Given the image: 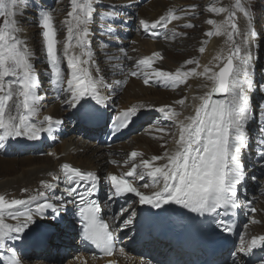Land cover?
<instances>
[{"label":"snow or ice","instance_id":"6c2138e0","mask_svg":"<svg viewBox=\"0 0 264 264\" xmlns=\"http://www.w3.org/2000/svg\"><path fill=\"white\" fill-rule=\"evenodd\" d=\"M18 7V0H11L10 3L0 0V16L6 17L3 20V27L0 28V93H2L0 94V149L10 146L6 143L9 139L39 140L41 133L53 132L56 126L62 124V121L51 116H45L38 122L39 126L34 122V117L39 114L40 101L43 97L38 94L40 84L32 63V52L27 41L22 38L21 27L14 19L17 15L23 16V12L18 13L15 10ZM27 7L28 5H25V8ZM195 8L196 5H192L188 10L181 11L185 15H193ZM109 9L100 15L112 21L118 19L119 12L114 6H109ZM234 9L229 12L224 24L216 25L215 31L216 35L227 36V42L231 45L230 54L218 72L208 75L211 70L207 68L204 70L203 75H207L208 80L213 82V87L203 96L193 97L194 100L201 101L195 109V115L185 117L187 121L185 123V120H174L179 114L174 113L171 106H161L158 109L162 119L174 121L178 125L179 138L176 140V150L171 153L166 151L163 156L144 159L121 176H108L107 202L116 198L123 199L127 194H134V197L138 198L135 202L139 205H148L152 209H162L169 204L179 205L200 216H212L223 232L233 230L222 217L241 207L239 192L246 179L243 153L250 139L246 132L248 124L256 117L255 111L250 110L249 107V93L253 90L254 84L253 49L259 47L255 42L256 30L249 27L246 32L241 33L235 22L236 10L251 20L245 4L241 0H235ZM209 11L228 12V9L217 8ZM37 15L38 26L42 29L41 36L50 68L49 80L53 91L58 96L61 94L64 96L63 103L72 109V118L78 125L98 123L103 119L109 99L104 94V89L110 85L100 75L88 39L89 23L93 18V0H79V2L71 0V11L68 13L71 19L65 21L67 41L62 56L57 52V31L53 16L47 10H41ZM180 18L174 12H170L168 15L160 16L151 24L141 21V25L146 33L156 36L158 33L154 30L157 26L167 28L171 20ZM208 23L216 24L213 20H209ZM184 26L195 27L191 23ZM107 32L114 34L111 28L107 29ZM213 34L206 33L208 36ZM234 34L240 39H234ZM70 48H79V55L70 52ZM203 50L200 49L201 52ZM120 51L125 53L127 59H131L127 57L125 49L120 48ZM155 57H160V53L139 60L138 66H143L144 70L132 71L130 75H143L146 85L152 81L162 86L176 87L185 83V78L191 74L179 70L175 73L159 69L149 71ZM62 58L66 59L70 72L66 84L61 68ZM6 77L10 79L5 81ZM116 83L118 85L122 81ZM214 93L223 94L224 98L213 99ZM14 95L17 96V100L10 105L9 101H13ZM175 103L183 105L185 100L181 99ZM259 107V115L264 116V105ZM136 115L137 109L131 108L110 118L111 133L115 135L127 128ZM259 132L264 135V127L260 128ZM261 148L259 156L264 160V142L261 143ZM141 155L133 151L130 157L134 159ZM160 160L165 162L159 166L153 165V161ZM128 162L126 160L125 164ZM111 163L118 162L112 160ZM138 168L143 171L137 172ZM145 175L150 178L151 183H144L142 187H159V190L150 195L133 186L132 181L143 180ZM125 177H130L132 180ZM54 180V183L41 181L42 188L53 192L62 182L65 185L63 189L65 195L74 199L66 201L65 196L49 198L45 196L44 191H38L37 195L28 199L8 200L4 195H0V250L11 253L10 257L5 255L0 258V264H22L17 246L9 242L23 240L27 244L44 243L46 228L38 220L43 219L49 210L55 219L60 216L66 204L76 202H78L77 215L82 226L83 240L95 245L104 255L111 256L116 250L115 232L128 228L133 223L135 212L129 213L122 220L121 217L128 213L134 201L128 200V207L122 206L114 216L110 217L111 223L116 225L110 230L109 221L101 216V203L97 198L101 181L97 173L84 172L69 164H63L61 175L55 176ZM38 197L43 202H38ZM109 211H111L110 203ZM250 211L254 213L256 209L250 207ZM5 214L16 223H6ZM257 247H264V235L254 236L250 241H245L242 237L238 252L230 253L232 264H244L239 254L250 256L252 249ZM119 252L124 254V249L119 248ZM76 259L81 260V257ZM108 264H116V262L109 261ZM261 264H264V259L261 260Z\"/></svg>","mask_w":264,"mask_h":264},{"label":"bare ground","instance_id":"6f19581e","mask_svg":"<svg viewBox=\"0 0 264 264\" xmlns=\"http://www.w3.org/2000/svg\"><path fill=\"white\" fill-rule=\"evenodd\" d=\"M184 1L185 0H151L149 2L147 1L144 4H141L137 8V12L139 13L140 18H142L143 21H154L161 15H164L165 11L170 9L177 10V15L180 16V14L184 15V12L181 11L185 10L182 5ZM226 18L227 15L225 12H217L212 14V20L215 21L216 24L210 25L209 32H212L214 34L212 36H207L208 38H205V40L199 37L190 39L189 43L183 46L172 44L165 45L162 41L156 43L155 50L157 52L159 51L160 54H163L162 56H164V59L155 57L153 60L154 64L151 66V68L173 73L178 70L191 73L188 77L185 78V83L179 84L176 87L164 86L168 87L169 89L162 90V88L156 89L154 86L147 87L143 85L142 81L138 79V76L130 75V73L132 72V68L137 66L139 61L132 63L131 69H127V66H129L127 64V60L125 64L122 65L119 69L115 81L108 80L105 70H100V75H102L105 81L110 85L108 88L104 89V94L109 97L108 105H111V108L118 107L119 109L129 106H138V108H140L141 110H143L144 107L160 108L161 106L171 105L173 106L174 113L179 114L175 116V121L185 120V117L195 115V108L200 100H194L193 97L203 96L213 87V82L208 80L207 75H203L204 70L206 68L211 70L208 75H211L212 72H218L219 68L224 64L226 57L230 54V47L223 44V41L227 39V36L224 34H215L216 25L224 24ZM240 21L241 33H244L248 30L251 21L249 18L244 19L243 17H241ZM255 42L257 43L256 38ZM27 43L32 52L33 61V47L29 44L28 41ZM193 43H196V46ZM152 44H154V42H149L148 44H146L149 46L147 48L146 46L143 47V45L139 44V48L144 49L145 52L136 56L134 55L135 60H141L145 57H153L152 53L154 51L153 49H151L153 48ZM178 47L186 50L187 53L179 55L174 54V49ZM201 48L205 49V51L203 50V52H201ZM255 50L256 48L253 49L254 57L256 56ZM60 52H63V47H60ZM70 52L74 53L72 50H70ZM187 61H192V63H186ZM138 67L140 71L144 70L143 66ZM148 70L151 71L150 68ZM93 74L95 75L96 73L94 72ZM117 81H122V83L117 85ZM204 85H207V87H204ZM254 88L255 86L253 85V90L249 93V107L251 106V102H253L251 96L253 94ZM63 99L64 96L61 94L54 101L55 110L50 114L53 119L59 120V118H61L59 107L60 104L63 103ZM181 99L185 100V103L183 105L175 103L176 101H179ZM14 101H16V99H13V101L9 102L10 105ZM70 122L72 123V126H75L73 125V123H75L74 121ZM185 123H187L186 120ZM174 124L175 132L173 133L163 134L158 132L155 134L158 139L155 140L151 139L146 133L142 136L133 138V146L124 145L118 148L123 149L126 152H129L131 150L139 152L142 155L138 156V158L142 160L150 159L154 156L153 154L156 153L161 154V156H163L166 151L171 153L176 150V140H178L179 138L178 125L175 122ZM82 126L83 125H80L81 128ZM82 130L84 133L89 135L93 133L91 131L86 132L83 128ZM163 136H168V143L159 144L158 141H160L159 139H161ZM113 150L117 151V148L107 149L104 144L98 143L97 141H95L91 147H86L85 141L79 142V140H70L68 144L63 143L61 146L53 150L49 157L43 159H41L40 157H28L20 159L19 162L18 159L15 158H2L0 156V167H2L5 171V173L0 172V195H4L8 200L14 198L28 199L30 196L37 195L38 191H42L41 181H47L48 178L52 176V174L50 175V173L54 170H57L62 161H70L84 168L97 170H114V168L111 167L107 162V159L109 157H117L110 154ZM122 152L123 151H121L120 154H122ZM53 153L55 155H52ZM129 153H127L126 156L130 157ZM248 156L250 155L247 153V151H245L243 155L244 163L245 159ZM128 161H132V158L130 157ZM164 162V160L156 161L155 164L159 166ZM122 163L124 164L123 161ZM119 167L121 168V170H123V167L121 165ZM24 189H27L28 191L25 192L23 191ZM43 191L45 192V196L49 198L57 195L56 192L47 194L48 191L44 189ZM38 202H43V200L38 197ZM34 206L35 205H33V207ZM251 216L254 219H262V225L257 226L251 224L250 227L253 230V235H264V209L263 211H259L256 209V211L251 214ZM67 220L69 222V218H67ZM5 222L11 224L16 223L15 220L8 218L7 214H5ZM41 224H44L47 230V222L44 221ZM9 243L15 244L16 246L19 245L17 241ZM62 246L68 248L69 244L64 243ZM2 254L3 253H1L0 255ZM30 260V263L27 261V264H48L42 263L39 260L34 259L33 257ZM137 262L148 264V262L150 261L146 259L144 260V262L142 260H138ZM150 264L152 263L150 262Z\"/></svg>","mask_w":264,"mask_h":264},{"label":"rangeland","instance_id":"374dc122","mask_svg":"<svg viewBox=\"0 0 264 264\" xmlns=\"http://www.w3.org/2000/svg\"><path fill=\"white\" fill-rule=\"evenodd\" d=\"M6 2L10 3L11 0H6ZM39 2L41 3V5L45 7L44 10H47V12H49L53 16L54 27L57 31V47H58L57 52L58 55L60 56H62V52H60V47H64V44L67 41V25L65 24V21L71 19V17L68 16V13L71 11V0H18L19 7L15 9L18 13L23 12V16L17 15L14 19L17 21L18 26L21 27L22 29V38L28 41L29 44L33 47L32 63L34 65L35 73L38 75L40 87H42L38 89L39 90L38 94L41 97H43V99L40 101L39 114L38 116L34 117V122H36L38 126H39L38 123L39 121L43 120L45 116H50L52 111L54 112L55 110L54 101L58 97L57 94L53 93V89L50 87V80H49L50 68L46 58L44 41L41 36L42 29L38 26L37 13H39V10L35 6V4L36 5L40 4ZM241 2L245 4L246 10L250 13L251 22L249 27H252L256 30L257 44H259V47L256 48L255 50L256 56L254 59V70L252 72V79L254 81L253 85L255 86V88L251 96L253 102H251L250 110L255 111L257 105L261 106V104H264V0H241ZM25 5H28V7L25 8ZM182 5L183 8H185V10H187L192 5H196V8L194 9V14L189 16L188 18L182 19L185 21H181V22L192 21L195 27L190 28V27L181 26V28L178 27L175 28L177 30L176 33L180 31L179 34L177 36H174V38L169 41L161 40L165 45L172 44L177 46H183L188 44L190 39H195L198 37L205 40V38H208L207 37L208 35H206V33L209 32L211 25L208 23V21L212 20V14L217 13L214 11H209V9L226 8L228 9V12H225L227 17L229 12L235 10L234 9L235 0L233 1L185 0L182 3ZM109 6H114L115 10L119 12V17L118 19L115 20H119V23H121V18L129 19L130 21H133L135 19L133 10L136 9L137 12V8L140 6V4H137L136 0H93V18L89 23L90 36L88 38L90 40V48L94 53V61L99 66V69L105 70L108 80L115 81L121 66L124 65L127 60H128L127 63L128 65H131V63H133V61H130L125 57V53L121 52L120 48H123L125 49V51L127 50L128 53H132L131 55L136 56L143 53L142 51H140L141 49L139 48V44L143 45V47L146 46L147 48L149 46L146 44H148L149 42H154V44H152L153 48L151 49H153V51H156L155 50L156 43L159 41L155 42L153 40H143L140 39L138 35H135L134 38L136 39L135 46H132V44L130 43L128 46L126 41L119 39L121 38L119 35L109 34L107 32V29L111 28L114 31H116L115 29L117 28V25H115V23H112L111 22L112 20L110 18H106L105 16L100 15V13L110 10ZM250 7L252 8V10L250 9ZM236 11H237V15L235 22L237 23L238 29L241 32V26H240L241 17H243L244 19H247L249 17L244 16V14L242 12H239L238 10ZM180 16L182 17L183 15L180 14ZM4 19H6V17L0 16V28L3 27ZM133 31L135 30H132V32ZM134 34H137V32L135 31ZM234 38L238 40L240 39V37L236 36L235 34H234ZM121 40L122 42H125L123 43L124 45H121ZM223 44L231 48V45L229 42H227V39L223 41ZM194 45L196 46V43ZM70 50H72L75 54L79 55L80 52L79 48H70ZM134 50L136 53L133 52ZM173 52L174 54H178V55L187 53L186 50H183L180 47L175 48ZM110 57H112V59ZM163 57L164 56H162V59H164ZM61 65L62 66L67 65V61L63 58L61 60ZM65 74L68 77L70 75V72L68 71ZM151 86L153 87L154 84H152ZM155 88L160 89L161 87L160 88L155 87ZM13 99L17 100L16 95L13 96ZM64 105H65L64 103L60 104L59 110H60L61 118H59V120L64 122L61 128L65 130L64 127H66L67 130L71 131V134H69L65 138H63L62 134L58 136L56 134L57 130H55V128H58L59 130L61 125H58L54 128L53 132L50 133L46 132L48 140L45 141V146L42 144V146L39 149H37V151H35L34 149L33 151H30L22 155L15 153L12 156H3L0 153V156L2 158H15L18 159L19 162L20 159L28 158V157H40L41 159H43L49 157L51 155V152L55 150L57 147L61 146L63 143L68 144L70 140H74V141L79 140V142L85 141L86 147H91L95 141L89 139L90 135L84 133L80 125L77 124L76 126H72V123L69 121L70 117L72 116L71 115L72 109L68 111L66 110V108L63 107ZM110 107L111 105L107 104V108ZM144 109H146V107H144ZM254 120L255 119L251 120L250 123L248 124L247 134L250 137V139L248 143L249 145L245 150L250 156L252 155L253 157H255L256 150L259 149L255 145L260 144V141L258 139H256L255 137H251L260 134L258 130V125L255 124ZM83 134H85L86 136H84ZM160 143L162 144V142ZM51 144L53 145L49 147ZM127 146H133V143L130 142L129 144H127ZM118 147L121 146L119 145ZM40 150H45V151L39 152ZM254 170H255L254 168L252 169L251 166H249L247 172L250 174V176L253 179L255 178L258 179L261 182V185L259 187L263 188L264 185L262 183H264V177H261V175L253 174L251 171ZM0 172L5 173L2 167H0ZM257 189L258 188H256L255 186L247 187L246 191L248 192V199L250 200L249 202L252 204V206H254V208H256L259 211H263L264 194L259 195L257 193ZM50 193L52 192H47V194ZM47 213L45 215V218L40 219L38 221L39 222L41 221V223L44 221L48 222L50 220L49 217L53 216V214L51 213L50 210ZM259 221L262 223V219ZM58 232H59V236L53 237L55 243L57 244L61 242V244L58 245L59 247H61L64 243H68L69 244L68 248L71 247L73 244L72 242L73 240H71L72 233L71 230H69V225H67L64 228H59ZM21 241L23 240L17 241L19 244L17 247L30 249L34 246V244H27ZM51 242L53 244V241ZM1 253H4V250H0V254ZM65 257H67L68 260L70 259L69 256H64L63 258ZM60 260H61L60 256L57 255L55 259H52L51 262H48V264H60ZM137 261L135 264H143L142 262L139 263ZM25 262L27 264V261ZM67 264H75V262L68 261Z\"/></svg>","mask_w":264,"mask_h":264}]
</instances>
